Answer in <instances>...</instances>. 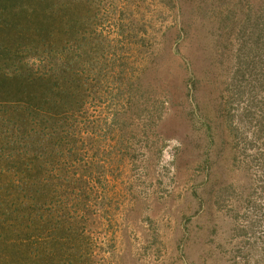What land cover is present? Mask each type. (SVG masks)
Here are the masks:
<instances>
[{"label": "rangeland", "instance_id": "obj_1", "mask_svg": "<svg viewBox=\"0 0 264 264\" xmlns=\"http://www.w3.org/2000/svg\"><path fill=\"white\" fill-rule=\"evenodd\" d=\"M13 3L2 74L64 99L27 95L34 115L0 92V264H264V0ZM44 127L69 138L44 146Z\"/></svg>", "mask_w": 264, "mask_h": 264}, {"label": "trees", "instance_id": "obj_2", "mask_svg": "<svg viewBox=\"0 0 264 264\" xmlns=\"http://www.w3.org/2000/svg\"><path fill=\"white\" fill-rule=\"evenodd\" d=\"M13 1L15 0H0V2L2 3H5V6L7 7H12L14 5ZM50 0H44V2H49ZM11 9V8H10ZM12 12V11H11ZM5 15L9 17V14L7 12L4 11V14H0V27L2 26H6V23H7V19L5 18ZM2 16V18H1ZM3 19V20H1ZM8 49V48H7ZM5 53V52H4ZM6 53H8V51H6ZM18 56L14 59L18 60ZM12 58H9V60H11ZM13 59V61H14ZM20 60H22L20 58ZM19 61V60H18ZM9 63V62H8ZM16 68V69H15ZM11 69H15L14 72L15 74L9 78L6 79V77H4V75L2 74V70H0V92L3 91L5 93H10V92H14L16 95H15V98L12 99V101L9 102V105L10 104H18L20 101L22 102V104L25 105V101H30V103L32 102L31 99L27 98L26 96L27 95H30L31 98H35V97H38L39 95L41 96L42 94V97L44 98V106H47L48 104H46V102L48 101V99H51V101L54 99L53 101V105L52 107L56 110L59 109V107L61 106L62 104V98L64 99L63 95L64 92H61L60 90H58V87H56V85L54 84L53 81H51V77L49 76L47 78V75L46 74H42L40 73L39 71H34L33 69L31 71L28 70V68H18V66L16 64H13V66L11 67ZM24 69V70H23ZM21 71V72H19ZM13 72V73H14ZM23 74H26L27 76H23ZM44 82V83H43ZM21 83V84H19ZM43 85V88H41V86ZM24 86V88H23ZM7 87H10L9 89ZM23 88V89H22ZM36 89V90H33V89ZM15 89H20V91H15ZM22 90V91H21ZM33 90V91H32ZM23 93V96H22V99L20 98L21 96H18L19 94ZM73 95H76V94H73ZM62 97V98H61ZM74 100V99H73ZM50 101V102H51ZM20 102V103H21ZM6 103V102H5ZM7 104V103H6ZM33 105V106H32ZM63 105V104H62ZM49 106V105H48ZM45 108V107H44ZM27 109L26 111H29L30 114H36L38 108L36 107V105L32 102L31 105H27ZM65 109V108H64ZM8 110V109H7ZM7 110L3 111L2 113H5L7 112ZM62 110V109H61ZM52 113V112H50ZM69 114V115H68ZM64 115L66 116H69V117H65ZM53 116L52 118H49L45 113H44V116H42V119L45 120V117L49 118V119H52L54 121V123H61V119L63 120H68L67 123L70 121V118L73 117L74 115L69 111L67 112L66 110L64 111L63 113V116H59V113H53ZM63 117V118H62ZM5 119V118H4ZM63 120V121H64ZM51 121V120H49ZM49 121L46 120L44 121V126H47L49 124ZM59 123V124H60ZM70 125L68 124V127ZM61 130V128H60ZM58 131V132H53L51 129H47L45 130V127H44V146H46L48 144V142L50 141V139L53 137V138H56L57 141H62V138L67 140V138H69V134L66 133V131ZM70 133V132H69ZM75 135V132H73L72 136ZM48 136H51L48 138ZM76 139V138H75ZM59 149V148H58ZM56 149V150H58ZM4 151L6 153H13L14 151H12L10 148H5ZM55 152V150H54ZM20 153H18L19 155ZM5 155V154H4ZM13 155V154H12ZM27 157H28V160H29V163H30V167L28 169H26V172H28L29 170L31 169H36L38 167V162L40 160L44 161V174H45V170H46V164H48V161H50L48 159V151L47 149L44 148V150H38V149H34L32 147H30V149H28V152L26 153ZM76 157L78 156V153L76 152ZM71 157V156H70ZM79 157V156H78ZM49 158L50 159H53V157L51 156V154L49 155ZM74 158V157H73ZM0 160H3L5 162H7V166L5 167H2L0 168V185H3L4 186V181L3 180H6L7 178L9 179V176L12 174V172L14 171L13 169V165L15 164H12L11 166L8 164V163H11V156H0ZM51 162V161H50ZM54 163V162H53ZM5 168V169H4ZM30 173V171H29ZM26 179L28 178L29 174H24ZM33 175V174H32ZM31 176V175H30ZM33 177V176H32ZM34 178V177H33ZM41 183H37L36 184V187H39ZM46 184L45 180H44V185ZM10 185L11 184H8L7 188H5L6 192H8V188L10 189ZM29 187H33V184H30ZM44 207L43 205L39 204V201L37 200V203H35L33 205L32 203V206L29 207V210H31L32 212H35L37 213L40 210H43L44 208H46V205H45V200L48 199V196L50 194V192L48 193V195H46L45 191H46V186L44 187ZM37 191L39 192H42V190L38 189ZM51 197H54L53 195ZM52 200H54V198H52ZM7 213V212H6ZM14 213V212H13ZM8 215H10L8 213ZM27 219H33V217H35L34 214H28L27 216ZM13 219V218H12ZM7 239V238H6ZM8 240V239H7ZM12 243V242H11ZM39 244H42V242L40 241ZM32 245V244H31ZM18 245L16 244H12V247H17ZM22 247L28 249L29 251V255L33 256L34 259H40L42 260V256L41 254H37L40 253L41 251L38 250H33V247H31L29 244H26V245H22ZM31 253V254H30Z\"/></svg>", "mask_w": 264, "mask_h": 264}]
</instances>
